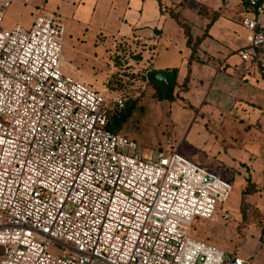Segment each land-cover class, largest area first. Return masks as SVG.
<instances>
[{"label": "built area", "instance_id": "built-area-1", "mask_svg": "<svg viewBox=\"0 0 264 264\" xmlns=\"http://www.w3.org/2000/svg\"><path fill=\"white\" fill-rule=\"evenodd\" d=\"M245 2L239 57L253 63L264 2ZM11 5L0 0V264H254L191 238L197 219L230 218L218 205L231 182L108 130L129 100L61 71L60 15L2 29Z\"/></svg>", "mask_w": 264, "mask_h": 264}, {"label": "crops", "instance_id": "crops-1", "mask_svg": "<svg viewBox=\"0 0 264 264\" xmlns=\"http://www.w3.org/2000/svg\"><path fill=\"white\" fill-rule=\"evenodd\" d=\"M29 1L12 0L10 8ZM86 1L45 0V10L34 2L29 16L22 19L23 26L9 22L8 27L30 28L40 12L79 15L83 9L77 11V6ZM88 1L92 8L85 21L94 22L105 37L132 40L140 48L146 74L176 70L177 98L170 105L176 115L173 126L182 122L181 127H187L181 145L188 153L183 154L230 182L242 181L238 207L250 179L259 192L247 196L245 204L260 212L259 204L264 203V47L253 63L239 57L249 36L242 25L243 1L161 0V6L157 0ZM171 13L189 28L194 41L207 34L190 64L192 51ZM259 21L264 25V17Z\"/></svg>", "mask_w": 264, "mask_h": 264}, {"label": "rangeland", "instance_id": "rangeland-1", "mask_svg": "<svg viewBox=\"0 0 264 264\" xmlns=\"http://www.w3.org/2000/svg\"><path fill=\"white\" fill-rule=\"evenodd\" d=\"M44 1L14 3L4 14L6 19L2 29H9V22L23 26L22 19L29 16L34 2L38 3L37 8L45 10ZM77 7V11L83 9L81 14L73 12L72 16L62 15L66 32L61 71L102 95L126 97L135 102L132 114L123 123L120 134L134 140L140 153L147 154L161 148L174 150L191 160L183 154L188 153V148L181 145V137L187 127H181L182 122L173 126L176 115L172 113L170 102L158 101L156 89L146 80L140 48L132 40L105 37L94 22L85 21L89 18L92 2L87 0ZM17 12L21 13L19 17ZM225 179L230 181L229 178ZM241 186L242 181L239 179L231 181L228 202L218 205V209L222 207L230 214V218L218 215L214 221L197 219L191 229V238L254 264H264V203L259 204L260 212L252 205L238 207ZM261 200L264 201V198ZM57 251V247H49L53 255Z\"/></svg>", "mask_w": 264, "mask_h": 264}, {"label": "trees", "instance_id": "trees-1", "mask_svg": "<svg viewBox=\"0 0 264 264\" xmlns=\"http://www.w3.org/2000/svg\"><path fill=\"white\" fill-rule=\"evenodd\" d=\"M159 2V5H162V1L161 0H157ZM243 4L245 5L246 2L245 0H242ZM261 2H264V0H260ZM161 13H162V8H161ZM171 17L176 21V23L184 30L185 36L187 38V46L191 49L192 51V55H191V59L189 61V64L195 59L194 58V54L196 53L197 49L199 48L202 39L207 36V34H205L202 38H198L195 41L193 40L191 34H190V30L189 28L184 25L182 23V21L180 20L179 16L176 14L171 13ZM174 73L176 74V70H174ZM157 91V99L158 101H167V102H174L175 99L177 97L174 96V90L173 93L171 95H165L162 90L160 88H158L154 83H150ZM187 85H188V78L185 80L184 84H183V92L187 90ZM123 113V111H118L117 109H114L112 114L109 117V124L107 126V129L114 132V133H120L121 131V127L123 126V123H121L118 126H115L114 122L115 120H117L121 114ZM126 136V135H125ZM129 138V137H128ZM134 141V140H133ZM158 150H163V149H158ZM247 186L244 189V191L242 192V199H241V206L245 205V198L249 195H253L257 192H259V190L256 188V186L251 182L250 179L246 180Z\"/></svg>", "mask_w": 264, "mask_h": 264}, {"label": "water", "instance_id": "water-1", "mask_svg": "<svg viewBox=\"0 0 264 264\" xmlns=\"http://www.w3.org/2000/svg\"><path fill=\"white\" fill-rule=\"evenodd\" d=\"M146 80L150 83H154L162 90L165 95H171L175 86V75L173 72H157L150 71L146 74ZM135 107L134 101H128L126 107L121 116L115 120V126L124 123L127 118L132 114L133 108Z\"/></svg>", "mask_w": 264, "mask_h": 264}]
</instances>
